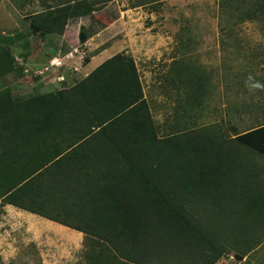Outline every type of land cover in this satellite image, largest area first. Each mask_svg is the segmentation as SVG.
Here are the masks:
<instances>
[{
    "label": "trees",
    "instance_id": "obj_1",
    "mask_svg": "<svg viewBox=\"0 0 264 264\" xmlns=\"http://www.w3.org/2000/svg\"><path fill=\"white\" fill-rule=\"evenodd\" d=\"M235 1L223 0L221 10L264 17V0ZM109 2L40 0L32 26L62 35L69 21L93 17ZM79 35L82 42L90 36L83 26ZM3 52L12 60L0 46V76L15 69ZM62 84L27 98L9 85L0 89V206L83 230L93 238L89 264H164L174 253L215 264L228 254L212 236L227 221L208 234L198 212L223 204L225 212L233 207L227 218L239 210L238 173L247 168L240 149L264 154V123L234 137L211 127L161 136L135 58L125 52Z\"/></svg>",
    "mask_w": 264,
    "mask_h": 264
},
{
    "label": "rangeland",
    "instance_id": "obj_2",
    "mask_svg": "<svg viewBox=\"0 0 264 264\" xmlns=\"http://www.w3.org/2000/svg\"><path fill=\"white\" fill-rule=\"evenodd\" d=\"M134 1L114 0L93 17L71 21L64 30L68 41L61 44L58 34L36 32L32 26L34 12L42 8L40 0H0V46L9 50L12 60L4 52L1 59L6 65L13 61L15 67L0 76V89L9 85L14 95L22 98L56 91L63 86L61 74L67 76V86H72L100 59L129 50L137 60L161 136L211 127L234 137L264 123V17L240 19L234 11L221 10L223 0H162L155 6L132 7ZM225 1L233 6L237 3ZM255 1L245 0L244 4ZM82 26L90 34L85 42L79 35ZM44 41L46 47L55 48L54 56L64 55L67 66L50 67L38 75L36 71L54 57L32 54V48H39ZM69 52L74 53L65 57ZM240 150L244 156L250 154L246 147ZM250 156L256 163H264V158ZM235 204H239L238 213L227 218L223 204L222 208L211 204L206 212H198L208 234L222 229L226 221L228 224L227 230L212 235L228 251L215 264H240L235 252H245L264 240L256 225L250 228L254 232L234 238L244 230L241 203L236 200ZM230 210L233 207H228V215ZM92 240L85 233L11 204L0 206L4 264H89ZM197 254L193 261L177 253L161 261L203 264L204 255Z\"/></svg>",
    "mask_w": 264,
    "mask_h": 264
},
{
    "label": "crops",
    "instance_id": "obj_3",
    "mask_svg": "<svg viewBox=\"0 0 264 264\" xmlns=\"http://www.w3.org/2000/svg\"><path fill=\"white\" fill-rule=\"evenodd\" d=\"M79 20H71V21L78 22ZM71 21H69L66 26H70ZM56 39L61 44H65L66 41H68V39L66 38L65 32L62 35H57ZM45 43L46 42L44 41L43 45L40 46L39 48L33 47L32 48V54L36 55V56H41V55H45L47 53L48 54L50 53V54H53V56H54L57 52V51H55V48L52 50V48H50V46L46 47ZM35 52H37V53H35ZM126 53L130 54V51L126 50ZM101 54L102 53H99V55H101ZM130 55H132L135 58L134 54H130ZM92 60L89 61L90 64H91ZM105 60L106 59H104V58L100 59V61H98V63H96V65L93 67V69H95L99 64H101ZM135 61L137 63L136 58H135ZM93 69L89 68V72L87 73V75ZM247 150L249 151L250 154L252 153V154H255V155H258V156L264 158V154L258 153L257 151L249 150L248 148H247ZM250 154L247 156H243V158H242V160L245 163H247V168H246V170H244V174L241 173V171L238 173V176L241 179L238 183V186H239V192L238 193L240 196L239 201H241V202L245 201L246 202V203L240 202L241 204H243V205H241V211H242V215H243V216L241 215V218L243 217L242 224L244 226V230L242 229L241 234L236 233L234 235V238L238 237L239 235L243 236L244 233L249 234L250 232H254L250 228H255V225H256V228L261 229L262 232L264 233V163H262V164L256 163V161L252 158V156H250ZM244 206H245V210H244ZM238 208H239V206H238ZM236 212L238 213V211L234 212L235 216L237 214ZM32 214L40 216V215L35 214V213H32ZM226 214H227V212H226ZM40 217H42V216H40ZM42 218L50 220V219L45 218V217H42ZM50 221L57 223L59 225H63V224L56 222V221H53V220H50ZM63 226H66V225H63ZM66 227H68V226H66ZM259 229H257V231ZM74 230L77 232H80V233H84L83 230H77V229H74ZM231 235H232V233H231ZM239 254L241 257V258H238V261L240 264H243V263H246V264H264V240L262 242H260L259 244H257L255 247H253L251 249H247L245 252H239Z\"/></svg>",
    "mask_w": 264,
    "mask_h": 264
},
{
    "label": "built area",
    "instance_id": "obj_4",
    "mask_svg": "<svg viewBox=\"0 0 264 264\" xmlns=\"http://www.w3.org/2000/svg\"><path fill=\"white\" fill-rule=\"evenodd\" d=\"M74 52H69L65 55V57H69L71 54H73ZM64 55H56L54 56L51 60H50V64L46 67H44L43 69H38L36 71V74L38 75H43L47 72V70H49L50 67H63L64 65L67 66V63L63 60ZM59 79H61L62 81L66 80V75L63 73L59 76Z\"/></svg>",
    "mask_w": 264,
    "mask_h": 264
},
{
    "label": "bare ground",
    "instance_id": "obj_5",
    "mask_svg": "<svg viewBox=\"0 0 264 264\" xmlns=\"http://www.w3.org/2000/svg\"><path fill=\"white\" fill-rule=\"evenodd\" d=\"M55 226V225H54ZM61 233V232H60ZM62 234V233H61ZM73 238V237H72Z\"/></svg>",
    "mask_w": 264,
    "mask_h": 264
}]
</instances>
